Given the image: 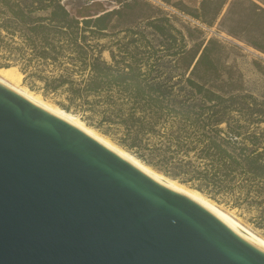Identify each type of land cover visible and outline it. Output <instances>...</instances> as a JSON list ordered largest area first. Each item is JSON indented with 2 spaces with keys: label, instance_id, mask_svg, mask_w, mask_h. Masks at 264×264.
<instances>
[{
  "label": "trees",
  "instance_id": "16d2710c",
  "mask_svg": "<svg viewBox=\"0 0 264 264\" xmlns=\"http://www.w3.org/2000/svg\"><path fill=\"white\" fill-rule=\"evenodd\" d=\"M221 33L264 55V0H0V68L264 235V101Z\"/></svg>",
  "mask_w": 264,
  "mask_h": 264
},
{
  "label": "water",
  "instance_id": "95a60500",
  "mask_svg": "<svg viewBox=\"0 0 264 264\" xmlns=\"http://www.w3.org/2000/svg\"><path fill=\"white\" fill-rule=\"evenodd\" d=\"M0 264H264V252L0 87Z\"/></svg>",
  "mask_w": 264,
  "mask_h": 264
},
{
  "label": "bare ground",
  "instance_id": "6f19581e",
  "mask_svg": "<svg viewBox=\"0 0 264 264\" xmlns=\"http://www.w3.org/2000/svg\"><path fill=\"white\" fill-rule=\"evenodd\" d=\"M20 77H21L20 74L14 68H9V69L0 68V87L9 90L13 94L33 104L34 106L45 111L51 116L67 123L68 125L75 128L76 130H78L79 132H81L91 140L98 143L106 150L116 155L121 160L131 165L133 168L137 169L138 171L149 177L150 179L186 197L187 199H189L190 201H192L193 203H195L196 205L207 211L209 214L215 216L217 219L225 223L226 226L232 232L242 237L243 239L247 240L254 247L264 252V239L249 232L238 222L233 220L227 213L220 210L211 201L204 198L198 192L188 189L173 180H170L160 174H157L155 171L151 170L149 167H147L142 162L131 156L129 153H127L126 151L122 150L121 148L110 142L109 139L97 133L90 127L86 126L76 116L44 102L38 95H35L34 93L26 90L25 88L20 87L19 85Z\"/></svg>",
  "mask_w": 264,
  "mask_h": 264
},
{
  "label": "rangeland",
  "instance_id": "374dc122",
  "mask_svg": "<svg viewBox=\"0 0 264 264\" xmlns=\"http://www.w3.org/2000/svg\"><path fill=\"white\" fill-rule=\"evenodd\" d=\"M172 1H178V0H172ZM182 1L193 6L196 4V2H198L200 0H182ZM106 8H108V7H106ZM213 31H215V28H213L211 30V32H213ZM210 36L211 35L208 34V37H210ZM219 37L222 38L224 41L231 42L232 44H235L238 46L239 50L235 51L230 56L229 64L232 63V65L234 66V69L241 75V80H242L243 87H244L245 91L247 93H250L251 95H253L258 101H260V102L264 101V55L253 50L252 48L247 47L244 44L226 36L224 33H221ZM104 57L106 59H108L107 53L104 54ZM256 65H259L261 69H258ZM14 69H16V68H14ZM20 76H21L20 82H19L20 87L25 88L26 90L30 91L29 86H28L29 85L28 82L24 83V75L20 74ZM35 87L41 89V86L39 83H35ZM30 92L34 93L35 95H38L44 102H46L52 106H55L59 109H61V108L57 105V103H62L64 105H68V102L66 101L65 96L62 94L61 95L60 94L59 95L49 94L48 96H46L44 98L41 95V91H39V92L30 91ZM74 110H77V112H73ZM81 111H82V108L76 103L73 106H71V111L68 113L76 116L80 121H82L86 125V123L81 119V117H88L90 115V113L87 111H85V112H81ZM95 119H97V117ZM93 121H96V120H93ZM88 127H90V126H88ZM260 127L264 128L263 125H261ZM90 128L93 129L94 131H96L97 133L101 134L96 129H94L92 127H90ZM101 135H103V134H101ZM103 136L106 137L107 139H109L110 142H112L113 144H115L116 146L121 148L122 150L126 151L125 149H123L122 147L117 145L114 141H112L109 137H107L105 135H103ZM131 156H133V155H131ZM157 174H159V173H157ZM175 182H177V181H175ZM178 184H180V183H178ZM180 185H182V184H180ZM182 186L188 188V186H185V185H182ZM188 189H190V188H188ZM199 194L202 195L207 200L211 201L220 210L227 213L233 220L238 222L241 226H243L249 232H251V233L255 234L256 236L264 239V235L262 234V232L255 229L248 222V219L251 218L252 215L246 213L245 211H242L241 209L232 208V204H233L232 201L233 200L229 196H220L219 195L217 197V201H214V200L209 199L208 197H206L205 195H203L201 193H199Z\"/></svg>",
  "mask_w": 264,
  "mask_h": 264
}]
</instances>
